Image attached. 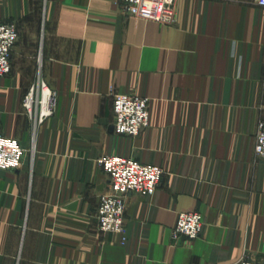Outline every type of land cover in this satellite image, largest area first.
Returning <instances> with one entry per match:
<instances>
[{
  "label": "crops",
  "instance_id": "0c3cea01",
  "mask_svg": "<svg viewBox=\"0 0 264 264\" xmlns=\"http://www.w3.org/2000/svg\"><path fill=\"white\" fill-rule=\"evenodd\" d=\"M177 22L132 16L119 0H0L18 38L0 78V134L26 149L0 170V264H264V6L178 0ZM44 81L55 113L23 106ZM150 100V126L115 131L114 95ZM163 167L155 194L126 197V239L99 229L102 155ZM184 211L196 239L173 237Z\"/></svg>",
  "mask_w": 264,
  "mask_h": 264
},
{
  "label": "built area",
  "instance_id": "2783aa9c",
  "mask_svg": "<svg viewBox=\"0 0 264 264\" xmlns=\"http://www.w3.org/2000/svg\"><path fill=\"white\" fill-rule=\"evenodd\" d=\"M123 11L129 15L156 21L165 25L177 22L178 0H119ZM264 6V0H255ZM18 38L14 23H0V78L12 70V51ZM58 96L42 81L36 91H31L23 102L27 113L36 125L43 124L56 110ZM116 133L129 137L138 136L150 126V100L147 97L116 93L114 95ZM254 152L264 161V121L258 124ZM26 149L19 140L0 134V170H15L23 165ZM100 167L109 177L108 189L100 196L97 207L99 229L118 234L126 239V197L130 193L150 196L157 191L164 174L162 166L123 155H102ZM204 228L203 215L198 211H184L178 216L173 237L198 238ZM223 264H259L243 259Z\"/></svg>",
  "mask_w": 264,
  "mask_h": 264
},
{
  "label": "rangeland",
  "instance_id": "374dc122",
  "mask_svg": "<svg viewBox=\"0 0 264 264\" xmlns=\"http://www.w3.org/2000/svg\"><path fill=\"white\" fill-rule=\"evenodd\" d=\"M150 109H151V105H150ZM245 259H248V258H245ZM248 260H252V259H248ZM253 261H255V262L261 264L259 261H256V260H253ZM232 263H234V262H232Z\"/></svg>",
  "mask_w": 264,
  "mask_h": 264
}]
</instances>
